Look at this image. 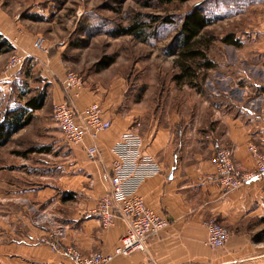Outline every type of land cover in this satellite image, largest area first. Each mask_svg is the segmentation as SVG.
I'll use <instances>...</instances> for the list:
<instances>
[{"label": "crops", "instance_id": "crops-1", "mask_svg": "<svg viewBox=\"0 0 264 264\" xmlns=\"http://www.w3.org/2000/svg\"><path fill=\"white\" fill-rule=\"evenodd\" d=\"M4 18L0 15V24ZM258 21L255 43L237 55L225 96L209 88L210 98L202 97L189 85L194 102L188 99L183 108L165 112L163 105L153 109L141 100L133 104L120 73L107 83L87 77L79 96L71 99L74 110L82 114L99 103L111 121L96 140L99 153L93 160L86 150L93 140L88 136L84 144L68 145L47 114L66 99L67 63L51 57L50 47L48 53H34L32 63L41 61L49 95L32 122L13 135L12 144L3 146L12 154L10 164L3 166L12 176L0 182V264H68L67 255L40 242L56 229L62 232L63 246L73 245L83 254L110 252L119 244L129 221L118 217L114 226L103 228L100 219L87 212L106 193L102 173L111 169L112 146L129 129L142 135L144 152L155 156L163 169L141 183L139 194L171 224L148 239L145 251L118 256L109 264H264V174L228 191L214 163L218 150L228 147L240 167L251 170L256 162L249 145L256 144L264 153V21ZM0 34L18 48L1 28ZM217 59L213 61L219 66ZM214 72L221 76L215 81H225L223 71ZM21 137H27L28 148L19 145ZM66 192H71L70 198ZM211 217L230 231L223 247L206 244L204 222ZM258 234L261 241L255 238Z\"/></svg>", "mask_w": 264, "mask_h": 264}, {"label": "rangeland", "instance_id": "rangeland-1", "mask_svg": "<svg viewBox=\"0 0 264 264\" xmlns=\"http://www.w3.org/2000/svg\"><path fill=\"white\" fill-rule=\"evenodd\" d=\"M196 6H201L206 15L214 20L204 32V37L211 40L207 52L212 60L220 58V65L215 62L218 68L214 70L223 71L227 78L220 84L215 79L221 76L214 70L208 72L202 69L196 79L202 91H196L207 98L212 91H219L225 96L230 91L226 88L229 75L235 76L237 55L251 50L256 40L253 35L258 32L256 23L264 21V0H189L171 4L161 3L160 0H0V15L5 17L0 28L18 45L14 51L0 54V110L4 112L8 104L19 102L22 90H30L31 96L42 89L41 61L38 60L40 65L36 61L32 63V58L36 59L34 53L42 52L33 48V39L40 34L47 39L50 56L62 58L68 70L80 73L85 80L89 77L107 83L120 73L126 77L127 95L133 104L145 89L141 101L153 108L155 99L163 100L165 112L173 107L183 108L189 100L194 102V94L189 91V85L174 83L173 76L178 72L176 57L168 55L167 49L174 42L184 15ZM150 14L160 19L153 23L156 35L147 42L132 36L113 38L106 32L119 25L130 24L138 15L150 21ZM168 16L174 22L166 23ZM85 26H92L95 31L86 35L82 33ZM227 34H234L242 44L224 43L222 38ZM79 41H82L81 47H73L74 42ZM15 53L26 56V60L22 65L9 69V60ZM104 55H116L117 61L97 73L95 64ZM30 69L31 75L28 74ZM95 76H98L97 79ZM209 80L213 84L207 85ZM213 94L219 95L218 92ZM50 111L47 114H51L53 122L52 108ZM56 129L62 137V132L58 127ZM26 139L21 137L17 140L21 141V147L28 148L30 145ZM12 143L11 140L6 145ZM7 148L0 147V182L12 176L10 170L3 168L10 164L12 156ZM2 188L0 183V194L4 192Z\"/></svg>", "mask_w": 264, "mask_h": 264}, {"label": "built area", "instance_id": "built-area-1", "mask_svg": "<svg viewBox=\"0 0 264 264\" xmlns=\"http://www.w3.org/2000/svg\"><path fill=\"white\" fill-rule=\"evenodd\" d=\"M33 46L39 51L49 52L47 39L41 34L34 38ZM25 60L26 56L15 53L9 60L8 68L20 66ZM84 86L85 79L82 75L68 70L63 79L66 99L53 105L52 117L67 142L73 145L84 144L88 136L93 140V143L86 147L88 158L93 160L99 153L96 140L103 131L111 127V121L105 118L99 103H92L82 114L74 110L71 99L79 96ZM143 144L142 135L133 129L126 130L114 143L111 148V169L103 172L101 176L107 191L94 209L87 212V215L97 216L103 228L114 226L118 217L129 221L127 232L112 251L83 254L73 245L63 246L59 241L62 232L58 229L43 235L40 242L52 251L67 255L70 258L68 264H109L118 256L145 251L148 239L169 226L171 220L149 207L144 197L139 194V187L145 179L163 171L157 158L144 152ZM248 149L256 162L251 170L240 167L234 160L232 148H221L214 156L217 178L226 190L241 188L264 174V153L256 144L249 145ZM204 224L208 232V246L220 248L228 242L230 231L220 221L211 217Z\"/></svg>", "mask_w": 264, "mask_h": 264}, {"label": "trees", "instance_id": "trees-1", "mask_svg": "<svg viewBox=\"0 0 264 264\" xmlns=\"http://www.w3.org/2000/svg\"><path fill=\"white\" fill-rule=\"evenodd\" d=\"M189 0H160L161 3L171 4L174 2L184 3ZM150 21L138 15L128 25H119L116 28L107 30L110 36L113 38H119L122 36H132L143 42H147L150 37L156 35V28L153 23L157 22L160 17L149 15ZM166 23H172L174 20L168 16L165 18ZM214 23V20L206 15L204 9L195 7L186 13L182 19L178 32L174 36V42L168 46L167 53L170 56H175V63L178 68V72L174 74L173 81L176 85H190L201 92L199 83L196 79L199 77L200 71L207 70L216 66V63L209 57L207 48L209 47L208 40L204 37L205 29ZM92 26H85L83 28L84 34L88 35L95 31ZM222 41L226 44L239 46L242 41L236 38L234 34H227L222 38ZM81 42H74L73 47H81ZM16 47L14 44L0 34V54L14 51ZM117 61L116 55H104L95 64L96 72H101L110 68ZM28 74H32V69L28 70ZM43 82L42 89L29 96L30 90H22L20 92V101L13 105L8 104L4 112L0 110V147L8 144L13 135L19 132L21 129L29 125L35 117V111L43 108L46 104V100L49 95L50 83L44 78H40ZM145 91V89L143 90ZM143 91L139 94L137 101L142 100ZM24 99V102L21 100ZM1 100V92H0ZM154 108L163 105V100L156 101ZM152 107V106H151ZM153 108V109H154ZM24 155L27 153L23 152ZM70 198L71 192H66ZM257 241L263 239L262 235L255 236Z\"/></svg>", "mask_w": 264, "mask_h": 264}]
</instances>
